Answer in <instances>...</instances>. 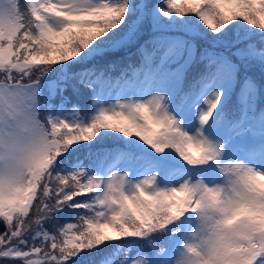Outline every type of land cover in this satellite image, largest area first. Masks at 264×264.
<instances>
[{
    "label": "snow or ice",
    "instance_id": "snow-or-ice-1",
    "mask_svg": "<svg viewBox=\"0 0 264 264\" xmlns=\"http://www.w3.org/2000/svg\"><path fill=\"white\" fill-rule=\"evenodd\" d=\"M0 264H264V0H0Z\"/></svg>",
    "mask_w": 264,
    "mask_h": 264
},
{
    "label": "trees",
    "instance_id": "trees-1",
    "mask_svg": "<svg viewBox=\"0 0 264 264\" xmlns=\"http://www.w3.org/2000/svg\"><path fill=\"white\" fill-rule=\"evenodd\" d=\"M20 4H21V8L23 9V4H24V0H20ZM148 39V33H147V29H145V35L141 37V42H143V40ZM130 51L134 52L135 51V47L131 48ZM137 60L138 58L136 56H133L131 58V63L135 66L137 64ZM120 72V66H117L115 72L113 73V75H117Z\"/></svg>",
    "mask_w": 264,
    "mask_h": 264
}]
</instances>
